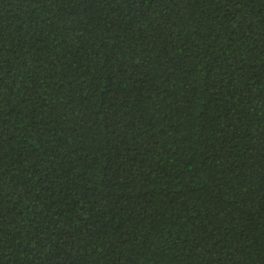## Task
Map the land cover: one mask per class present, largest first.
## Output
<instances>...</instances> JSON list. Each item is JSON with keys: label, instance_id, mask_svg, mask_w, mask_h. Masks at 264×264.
<instances>
[{"label": "trees", "instance_id": "trees-1", "mask_svg": "<svg viewBox=\"0 0 264 264\" xmlns=\"http://www.w3.org/2000/svg\"><path fill=\"white\" fill-rule=\"evenodd\" d=\"M0 264H264V0H0Z\"/></svg>", "mask_w": 264, "mask_h": 264}]
</instances>
